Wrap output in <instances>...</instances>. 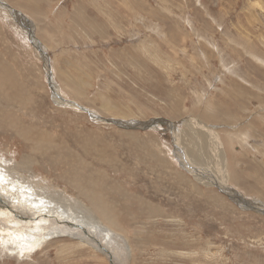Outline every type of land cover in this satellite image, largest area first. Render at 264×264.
Wrapping results in <instances>:
<instances>
[{"label": "rangeland", "instance_id": "1", "mask_svg": "<svg viewBox=\"0 0 264 264\" xmlns=\"http://www.w3.org/2000/svg\"><path fill=\"white\" fill-rule=\"evenodd\" d=\"M3 1L0 235L23 185L98 250L56 232L0 264H264V0Z\"/></svg>", "mask_w": 264, "mask_h": 264}, {"label": "bare ground", "instance_id": "2", "mask_svg": "<svg viewBox=\"0 0 264 264\" xmlns=\"http://www.w3.org/2000/svg\"><path fill=\"white\" fill-rule=\"evenodd\" d=\"M30 30V33H32L31 29H28ZM38 49V47H37ZM43 52V51H40V53ZM54 97V96H53ZM61 100H60V99ZM56 100L60 101L61 104H65L67 105L68 103H66L67 101L63 100L61 98V96H58L56 95L55 97ZM64 101V102H63ZM75 103V102H74ZM235 104V103H234ZM240 104V103H239ZM70 105H73V103H71ZM77 105V104H76ZM236 105V104H235ZM238 105V104H237ZM80 108V106H78ZM81 109V108H80ZM105 119V118H104ZM109 122H113V123H117L115 121H112V120H107ZM157 122L156 120H152V121H148L146 123L143 124V128H151L153 127V123ZM118 124V123H117ZM122 126V124H119ZM126 127H132V126H128L127 124H124ZM155 125V124H154ZM134 127H136V125L134 124ZM145 130V129H143ZM199 132V131H198ZM200 133V132H199ZM202 134V132H201ZM204 136H206L205 133H203ZM198 136V135H196ZM200 138V137H199ZM206 138V137H205ZM210 138V137H209ZM209 138H208V141H207V144L205 143V148L206 150H210L211 149L214 151L213 152V155L211 157H209V159L211 160L212 163L216 164V167H217V170H219L221 167L219 166V163L222 164V160H221V145H220V141H218L219 139L217 134H215L214 132V140L217 141V144L218 146L215 145V143H213L211 146H210V142H213V141H209ZM203 140V138H202ZM202 142V141H201ZM202 146V145H201ZM203 148V147H202ZM206 152V151H204ZM210 166V165H209ZM214 167V166H213ZM214 167V168H216ZM197 170H199L198 168H195ZM222 169V168H221ZM220 169V170H221ZM189 170V169H188ZM219 170V172H220ZM200 171V170H199ZM218 172V171H217ZM192 173L194 174V172L192 171ZM212 173V172H211ZM214 174V173H213ZM223 174H221L220 176H222ZM211 176V175H210ZM223 177V176H222ZM3 178V177H2ZM197 178V176H196ZM1 180V179H0ZM206 181V180H205ZM9 183V182H8ZM14 185V184H13ZM23 186V185H21ZM17 185L16 188H18V191L17 190H12L11 194L15 195V202H10V207L9 209L11 210V212L14 213L15 216L19 217L16 219V221L13 223L11 222V224L9 225V227L11 228V230L8 232V238L5 239L3 236L0 235V242L3 243L1 244V248H3L7 243H13L14 245H17L15 246V248H21V249H25L27 251L29 250H32L34 247L38 246L40 239L43 240L47 235L49 234H56V232H60L59 234H62V233H67L68 235H70L72 238L74 237H79L78 239L80 240L81 244L84 245V244H88L90 246H94L95 249H97V245H94V240H90V239H85V235H83V230H81V234L78 233V228H73V226H79L77 225V223H73L71 224L70 222H64V221H59V219L61 218V220L63 219H67V218H72L73 215L71 214H67L70 209L65 206L63 204L62 201L54 198L53 197H48L47 200H49L50 202H52L50 204V206L52 208H49L48 211H45L42 209L43 208H40L39 206H41L40 204V198L37 196V195H41V193L35 195V194H27L23 189L22 187ZM5 187V186H3ZM7 188H9V191H10V188H12V185H7L6 186ZM15 188V187H14ZM34 188V187H33ZM27 189L29 190L30 188H28L27 186ZM4 191V190H3ZM8 191V190H7ZM6 191V192H7ZM19 192V193H18ZM38 192V190H37ZM3 193V192H2ZM4 194V193H3ZM12 195V196H13ZM28 195H32V196H36L35 200L33 198V201L32 202H35L36 204H31L28 200H29V197ZM45 196V195H44ZM14 197V196H13ZM5 197H3L4 199ZM0 196V202L1 200H3ZM11 199V198H10ZM46 199V198H45ZM5 200V199H4ZM6 201H9V200H6ZM24 201L28 202L29 204H26ZM40 201V202H38ZM4 202V201H3ZM56 204H54V203ZM68 203V202H67ZM1 205V203H0ZM22 205V207H20ZM57 206L61 207V208H57ZM73 206V205H72ZM246 208V207H245ZM20 209V211H19ZM30 209H32V211H30ZM75 209V207H71V210L73 211ZM7 210H0V219H2V216L4 214L5 215H8L10 216L7 212ZM30 211V212H29ZM27 215H26V213ZM28 212L29 213H35L33 214L32 217L29 218L28 216ZM73 213V212H72ZM77 214V213H76ZM22 215V216H21ZM25 216L26 219H27V222H25L24 220H22L21 218H24ZM60 217V218H59ZM59 218V219H58ZM14 219V218H12ZM11 219V220H12ZM86 219V218H85ZM92 222L88 219L85 220L86 223H88V225H90L91 223L95 222L96 219L95 218H91ZM1 221V220H0ZM1 222H4V221H1ZM0 222V223H1ZM80 223V222H79ZM5 224L8 226L7 222L5 221ZM1 229V228H0ZM4 231V230H3ZM77 234V235H75ZM6 235V234H5ZM89 235V234H88ZM84 237V238H83ZM51 238V237H50ZM55 238V237H54ZM89 238V237H88ZM92 238V237H91ZM46 239V238H45ZM48 240V239H47ZM13 247V246H12ZM10 248V247H9ZM6 249V247H5ZM98 250V249H97ZM1 253V251H0ZM22 254V253H21ZM25 254H29V252H26L22 255H25ZM27 257V256H26Z\"/></svg>", "mask_w": 264, "mask_h": 264}, {"label": "water", "instance_id": "3", "mask_svg": "<svg viewBox=\"0 0 264 264\" xmlns=\"http://www.w3.org/2000/svg\"><path fill=\"white\" fill-rule=\"evenodd\" d=\"M0 6H2V7H8L7 4L3 0H0ZM110 123H112V122H110Z\"/></svg>", "mask_w": 264, "mask_h": 264}, {"label": "crops", "instance_id": "4", "mask_svg": "<svg viewBox=\"0 0 264 264\" xmlns=\"http://www.w3.org/2000/svg\"><path fill=\"white\" fill-rule=\"evenodd\" d=\"M51 36L55 35V33H49Z\"/></svg>", "mask_w": 264, "mask_h": 264}]
</instances>
